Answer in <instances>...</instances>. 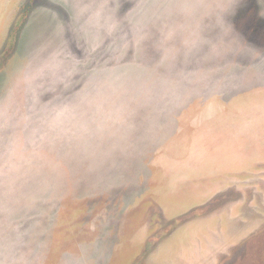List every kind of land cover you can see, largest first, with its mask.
I'll return each instance as SVG.
<instances>
[{
  "label": "rangeland",
  "instance_id": "374dc122",
  "mask_svg": "<svg viewBox=\"0 0 264 264\" xmlns=\"http://www.w3.org/2000/svg\"><path fill=\"white\" fill-rule=\"evenodd\" d=\"M0 264H264V0H0Z\"/></svg>",
  "mask_w": 264,
  "mask_h": 264
}]
</instances>
